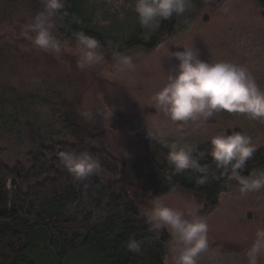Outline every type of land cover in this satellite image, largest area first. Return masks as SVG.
<instances>
[{
  "label": "rangeland",
  "instance_id": "1",
  "mask_svg": "<svg viewBox=\"0 0 264 264\" xmlns=\"http://www.w3.org/2000/svg\"><path fill=\"white\" fill-rule=\"evenodd\" d=\"M75 4L88 12L97 7L106 32L113 35L139 29L148 33L159 23L142 26L136 0H75ZM35 17L30 0H0V160L14 164L47 137L78 141L69 127L71 119L81 126L90 155L100 158L96 151L104 148L117 159V174L99 169L106 181L126 183L140 212L148 210L156 198L188 219L206 220L208 247L197 264H249L247 251L257 229H264V187L242 193L239 181L264 178V167L236 178L213 205L180 188L154 197L141 190L131 173L136 139L125 126L137 121L165 146L176 144L191 153L218 135L236 131L249 138L253 147L249 157L264 149V120L220 110L206 121L173 122L154 102L178 64L172 55L183 47L193 48L205 61H228L247 68L264 90V7L256 0H217L186 14L154 49L137 48L115 56L67 39L57 29L52 34L60 50L39 49L25 35ZM124 59H130L132 66L122 63ZM160 229L170 234L167 264H177L184 246L170 228ZM36 257L40 264H57L49 252L37 251ZM70 261L100 264L88 251ZM257 264H264V250Z\"/></svg>",
  "mask_w": 264,
  "mask_h": 264
},
{
  "label": "trees",
  "instance_id": "2",
  "mask_svg": "<svg viewBox=\"0 0 264 264\" xmlns=\"http://www.w3.org/2000/svg\"><path fill=\"white\" fill-rule=\"evenodd\" d=\"M30 1L36 16L45 10L44 0ZM216 1L187 0L183 15L159 20L149 35L143 29L124 36L108 33L97 7L88 12L78 8L75 0H63V8L55 12L51 22L65 38H92L97 42L95 49L115 56L137 48L154 49L186 14ZM256 2L264 7V0ZM69 127L78 141L47 137L14 164L0 160V264H40L36 257L40 250L51 253L57 264H70L77 253L86 251L100 264H165L170 234L146 220L123 180L106 181L99 169L78 181L62 166L61 152L88 153L81 126L70 119ZM125 127L136 139L131 173L141 190L154 197L180 188L213 205L236 178L264 167V149H260L238 172L231 167L219 168L210 154L212 142H208L190 154L206 171L193 168L176 174L167 160L169 147L137 121L130 120ZM96 152L101 153L96 159L103 172L117 174V159L104 148ZM130 242H135L139 251H131L127 246Z\"/></svg>",
  "mask_w": 264,
  "mask_h": 264
},
{
  "label": "clouds",
  "instance_id": "3",
  "mask_svg": "<svg viewBox=\"0 0 264 264\" xmlns=\"http://www.w3.org/2000/svg\"><path fill=\"white\" fill-rule=\"evenodd\" d=\"M63 0H44V11L28 25L26 37L32 44L43 50L59 51V44L52 34L54 24L51 17L63 8ZM187 10V0H136L135 11L142 26H150L154 21L181 16ZM28 32L34 33L28 36ZM89 47L96 41L81 37ZM178 61L168 82L155 94L154 102L173 122H187L198 118L208 120L215 112L245 113L252 119L264 120V90H261L247 68L228 61H205L199 58L193 48L183 47L172 55ZM122 63L132 66L130 59ZM81 67H83L81 65ZM211 157L219 168H229L238 172L246 159L252 155L253 147L249 138L240 131L218 135L211 139ZM168 163L176 174L186 169H196L203 173L204 167L190 158L191 149L169 146ZM62 166L78 181L96 174L100 161L87 152L66 151L59 154ZM241 192L264 187V178L251 181L240 180ZM203 183V180H201ZM148 210H141L156 228H170L173 236L183 244L177 264H197L198 256L208 247L207 222L202 218L188 219L184 214L153 198ZM131 251H139L135 242L128 245ZM264 250V229H257L256 239L247 251L249 264H257L258 256ZM167 264V258H165Z\"/></svg>",
  "mask_w": 264,
  "mask_h": 264
}]
</instances>
